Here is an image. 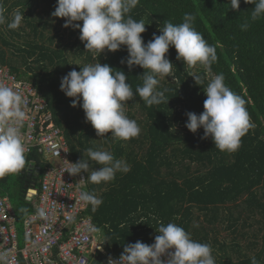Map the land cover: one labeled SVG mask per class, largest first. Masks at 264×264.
Masks as SVG:
<instances>
[{
	"label": "trees",
	"instance_id": "trees-1",
	"mask_svg": "<svg viewBox=\"0 0 264 264\" xmlns=\"http://www.w3.org/2000/svg\"><path fill=\"white\" fill-rule=\"evenodd\" d=\"M43 1L49 7L36 16ZM56 4L57 0H0L9 21L18 10L24 13L29 27L12 30L5 24L11 37H19L22 42L0 35L1 41L15 48L21 57H15V53L10 56L0 45V67L7 65L46 98L76 161L84 158L87 148H93L111 151L115 158L130 165L128 173L117 172L107 184L86 181V190L103 201L96 212H92L90 204L85 211L100 228L106 251L98 250L92 264H107L109 256H120L128 243H154L161 223H175L194 240L211 245L216 264H251L253 256L264 264V18L250 21L254 5L241 0L240 10L236 11L230 8V0H139L130 15L145 23V43L154 33L161 34L166 21L179 24L185 13H192L196 15V30L215 46L218 61L212 65L211 73L197 65L195 74L203 80L198 85L190 76L194 68L187 69L182 60H177L176 49L170 47L167 58L174 64V79H160V87L168 89V104L148 107L137 95L127 103L126 114L140 126V135L128 141H113L110 132L104 138L97 135L91 123L86 122L82 107H72L73 98L60 89L61 78L100 60L114 71L123 70L135 92L137 86H142L145 69L136 66L129 70L121 64L128 56L126 46L114 53L94 55L86 50L79 30L71 27L68 39L60 36L55 41L54 36H48L46 30L53 23H65L63 18L51 16ZM246 20L251 26L242 31L239 25ZM70 48L83 59L79 65L71 61ZM220 73L225 84L245 100L255 124L242 137L235 153L216 149L210 137L202 139L203 128L194 134L185 126L186 112L199 115L204 111L207 96L203 88L212 74ZM26 158L30 164L27 170L0 179V194L11 198L18 217L21 244L24 219L18 209L26 206L30 213L35 212L38 198L29 200L28 190L41 189L40 179L48 166L36 151L26 154ZM89 164L96 170L101 167L91 161ZM84 175L87 179L88 173ZM222 230L231 232L232 237H221ZM241 238L249 241L242 244ZM53 257L65 264L58 260L57 250ZM22 264H26L23 258Z\"/></svg>",
	"mask_w": 264,
	"mask_h": 264
},
{
	"label": "clouds",
	"instance_id": "clouds-1",
	"mask_svg": "<svg viewBox=\"0 0 264 264\" xmlns=\"http://www.w3.org/2000/svg\"><path fill=\"white\" fill-rule=\"evenodd\" d=\"M138 3L139 0H57L51 13L52 17L65 20V28L79 30V38L87 51L101 56L106 51L114 53L126 46L128 56L121 60V64H126L129 70L136 66L145 69L142 86H137L135 92L123 70L114 71L112 66L102 64L100 60L81 67L80 71L73 69L61 78L60 89L67 97L73 98L72 107H82L86 122L91 123L97 135L104 138L110 132L113 141H128L140 135V126L126 114L127 103L134 101L137 95L148 107L168 104V89L160 87V79H174V64L167 58L170 47L176 49L177 60H182L187 69L199 65L211 73L212 65L218 61L215 46L208 44L203 34L196 30V15L192 13H185L179 24L166 21L160 29L161 34L154 33L153 38L145 43L142 37L146 32L145 23L130 15ZM244 3L254 5L250 21L264 18V0H244ZM240 4L241 0H230L233 10L239 11ZM24 18V13L17 10L9 21L3 5H0V25L6 24L8 29L16 30ZM250 26L248 20L239 25L242 31ZM190 76L198 85L203 84L200 75L191 73ZM203 89L207 96L204 111L199 115L186 112L185 126L194 134L203 128L202 139L210 137L216 149L235 153L241 146L242 137L255 128L246 102L225 84L222 73L212 74ZM25 103L19 91L0 83V179L19 175L30 166L21 131L26 120ZM83 156L75 163L69 162L66 171L73 177L88 173L87 179L81 178L79 182L107 184L116 178L117 172L126 174L131 170L130 165L115 158L111 151L87 148ZM89 161L101 167L93 169ZM77 191L78 201L90 204L92 212L103 203L94 192L81 191L79 185ZM18 211L26 228L35 217L50 218L46 206L36 207L34 214H30L26 206ZM67 220L74 222L75 217L69 215ZM98 230L95 225L88 226L90 232ZM156 231L159 235L154 237V243L149 245L139 240L128 243L119 258L109 256L107 264H216L211 245L194 240L183 227L161 223ZM0 264H11L7 254H0ZM251 264H259L255 256L251 257Z\"/></svg>",
	"mask_w": 264,
	"mask_h": 264
},
{
	"label": "built area",
	"instance_id": "built-area-1",
	"mask_svg": "<svg viewBox=\"0 0 264 264\" xmlns=\"http://www.w3.org/2000/svg\"><path fill=\"white\" fill-rule=\"evenodd\" d=\"M0 83L19 91L26 101V120L21 128L26 154L36 151L48 162L40 179L41 189L29 188L27 198L37 197L36 207L46 206L50 213L48 220L31 219L27 228L23 221L21 245L15 209L10 198L0 194V254H7L11 264H22V258L26 264H58L53 257L57 250L58 260L65 264H92L98 250L106 251L101 244L100 228L93 217L85 213L89 204L77 199L78 185L81 191H87L86 181L79 182L81 178L86 179L84 173L73 177L66 172L69 162L77 161L64 130L56 124L46 98L7 65L0 67ZM69 215L75 217L74 222L67 220ZM89 225H95L99 230L90 232Z\"/></svg>",
	"mask_w": 264,
	"mask_h": 264
},
{
	"label": "rangeland",
	"instance_id": "rangeland-1",
	"mask_svg": "<svg viewBox=\"0 0 264 264\" xmlns=\"http://www.w3.org/2000/svg\"><path fill=\"white\" fill-rule=\"evenodd\" d=\"M48 2H46V1H43L41 4H40V6H38V8L36 9V16L37 15H42L45 11H46V9H48ZM64 24L63 23H60V24H57V23H53L49 28H48V30H46V34L48 35V36H54L55 37V41H58V37H60V36H64L66 39H68L69 38V28H65L64 26H63ZM26 27L27 28V30H29V27H28V25L26 24V21L25 20H23V22H22V24H21V26L20 27ZM9 31L6 29V25H3L2 27H1V29H0V35L1 36H10L9 38L10 39H12V40H14L15 42H19L20 41V43L22 42L21 41V39L19 38V37H11V35L8 33ZM0 45H1V47L2 48H4V49H6V50H8V54L10 55V56H13V53H15L16 54V56L15 57H17V58H20L21 56L17 53V51H16V49L15 48H13V47H9V46H6V45H4L3 44V42L1 41V37H0ZM68 55L70 56V59H71V61L73 62V63H75V64H79V63H81L82 61H83V59L81 58V57H79V56H76L75 54H74V50L73 49H71L70 48V50H68ZM16 58V59H17ZM21 68H22V70H24L25 69V66L24 65H22L21 66ZM198 66H196L195 68H194V70H193V73H197L198 72ZM163 79H166V80H169L170 79V77H165V78H162L161 80H163ZM100 141L101 139H97V141ZM98 141V142H99ZM255 227H256V225H255ZM254 227V228H255ZM254 228H248L249 229V231H251V230H254ZM102 235V234H101ZM221 237H225V236H227V237H232V233L231 232H229V231H226V230H222L221 231V235H220ZM101 239H102V237H101ZM242 239V244H246L249 240L248 239H244V238H241ZM102 244V246L104 247V245H103V242L101 243ZM100 243H98L97 245H101Z\"/></svg>",
	"mask_w": 264,
	"mask_h": 264
},
{
	"label": "crops",
	"instance_id": "crops-1",
	"mask_svg": "<svg viewBox=\"0 0 264 264\" xmlns=\"http://www.w3.org/2000/svg\"><path fill=\"white\" fill-rule=\"evenodd\" d=\"M3 196H7V197H9L8 195H3ZM10 198V197H9ZM10 200H11V198H10ZM12 201V200H11ZM12 203V202H11ZM13 205V204H12ZM18 224V223H17ZM102 234V233H101ZM20 239H21V237H20ZM21 245H23V243L21 244ZM104 249H105V247H104ZM59 264V263H58Z\"/></svg>",
	"mask_w": 264,
	"mask_h": 264
}]
</instances>
